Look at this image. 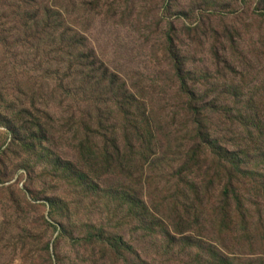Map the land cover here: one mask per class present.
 <instances>
[{
  "label": "rangeland",
  "instance_id": "obj_1",
  "mask_svg": "<svg viewBox=\"0 0 264 264\" xmlns=\"http://www.w3.org/2000/svg\"><path fill=\"white\" fill-rule=\"evenodd\" d=\"M26 3L0 0V264H264V0ZM47 9L157 120L155 163L103 155L116 104L83 97ZM198 146L221 164L179 171Z\"/></svg>",
  "mask_w": 264,
  "mask_h": 264
},
{
  "label": "trees",
  "instance_id": "obj_2",
  "mask_svg": "<svg viewBox=\"0 0 264 264\" xmlns=\"http://www.w3.org/2000/svg\"><path fill=\"white\" fill-rule=\"evenodd\" d=\"M23 2L27 4L26 0H23ZM37 16H39V14ZM42 19H45L46 27L49 30L46 40H48L49 43H52L53 38L60 32L57 37V42L59 43L60 51H64V55L70 57L68 68L73 69L74 67H79L76 77L79 78L80 90L83 93V97L92 98L94 96L95 103L97 104L95 105V108L98 112H101L102 109V107H100L98 104H104L103 111H107L113 104H116L118 115L116 114L113 117L116 120V123H113V126H111V130H113L111 131V133L113 132L111 145L106 141L107 137L103 135V132H101L102 130L106 131V129H104V125L100 120L96 122V127L100 130V132H97L95 135L104 140L106 142L105 144L107 145L104 148L103 155L108 159L109 162H113L115 164H119V159L121 158V154L123 152L127 158L125 162L130 166L134 161L135 155L138 157L137 163L141 166L155 163V155L157 152H159L160 148L159 145L154 141L151 130L153 127H156L157 120L153 119V117H151L150 120V118L146 117L144 113L141 112V109H139V107L135 104L132 105V107H129L127 110L124 109L123 106L127 103L124 101L120 102L118 100L119 95L125 96L121 93V91L125 94L127 93V90H124V85H122V83L118 84V79L116 81L114 80V77H116L114 73L110 72L108 68L103 66L97 60H94L91 53L84 51L86 48L84 38L80 35H71L69 33V29L63 28L62 24L65 21L61 19L50 18L48 9L46 10V14L40 18V20ZM74 83L75 80L70 84V86H73ZM182 90V86H180L178 91L181 94L183 93ZM187 94L192 98L195 95L193 91H188ZM191 113L197 114L198 111L191 110ZM190 126H192L193 130H195L196 137L198 139L202 140L201 137L204 135L205 139L203 141L209 140V133L206 129H203L198 121L193 119L190 121ZM143 127L144 131H142ZM116 130H118V132ZM188 142L190 143V138L188 139ZM108 147L112 148V150L116 153V157H114L111 151H109ZM211 147L214 146L211 145ZM210 148L207 147L205 150L203 147L198 146L195 152L194 149L187 150L186 148L182 150L181 154L179 155V159L182 162L181 166L178 168L179 171H186L191 166H197L199 160L197 154H201L200 152L205 154V152ZM216 150H218V148H216ZM216 150L214 148V150L208 151L207 154L215 160L216 164H221L220 154L217 153ZM120 151H122V153ZM173 164L174 163L171 161L169 163V167H173ZM127 175L131 176L130 173H127ZM221 182L227 184L230 189L227 191L228 187L226 185H224L222 188V192L220 193V201H218V210L220 211L221 209L227 210L226 208L229 204V196L227 194L229 192H231L230 196L233 202H241V198L237 195V193H233L231 191L235 181L230 178H225ZM208 186L209 189H212L211 182Z\"/></svg>",
  "mask_w": 264,
  "mask_h": 264
}]
</instances>
